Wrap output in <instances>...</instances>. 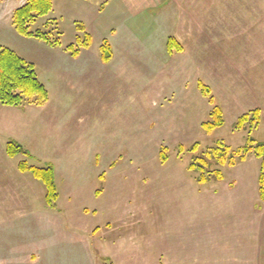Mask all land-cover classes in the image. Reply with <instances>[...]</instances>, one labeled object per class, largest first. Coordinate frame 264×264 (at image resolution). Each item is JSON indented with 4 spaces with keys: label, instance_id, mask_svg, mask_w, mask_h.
Segmentation results:
<instances>
[{
    "label": "rangeland",
    "instance_id": "obj_1",
    "mask_svg": "<svg viewBox=\"0 0 264 264\" xmlns=\"http://www.w3.org/2000/svg\"><path fill=\"white\" fill-rule=\"evenodd\" d=\"M28 1L0 0V47L33 65L47 91V101L42 106L0 105V178L4 172L9 174L4 182L0 180V197L16 201L29 197L37 213L50 212L56 218L49 234L62 238L67 246L57 256L67 254L69 264H124L131 257L133 263L146 259L157 264L162 257L156 227L162 200L168 201L170 209L176 198L196 200L197 207L209 210L212 199L222 197V188L232 182L243 183L245 192L256 187L260 199L261 160L253 155L234 166L213 165L211 170H219L221 179L205 183L197 182L198 174L189 165L217 143L237 149L249 138L264 142V78L256 88L258 92L263 89L257 127L246 124L235 129L234 115L241 110L230 108L237 101H248L249 94L226 90L217 73L224 64L219 58L215 66L214 61L210 64L198 33L196 55L189 58L180 53L175 38L191 39L193 29L188 24L180 27L176 3L121 0L129 11L144 7L149 18L144 29L147 37L139 43L132 40L139 33L124 25L127 16L120 0H49L47 14L36 17L27 29L58 42L51 47L15 30L13 13ZM198 4L216 6L209 15L196 9V19L202 18V26L206 23L211 29L206 42L227 37L231 43L236 38L258 43L254 52L260 62L255 71L263 74L264 0H196ZM181 6L182 12L186 10L187 0ZM165 31L171 36L160 50L154 44ZM86 34L90 43L83 48ZM169 39L177 44L170 49ZM103 41L114 47L109 61L74 59V50L82 56L101 55ZM200 85L209 89L213 105ZM213 106L221 109L223 125L207 132L202 124L211 120ZM10 141L28 155L8 158ZM22 161L35 168H51L56 192L53 203H47L41 181L18 169ZM9 166L19 170L20 177ZM206 211L202 209L197 216L201 220L196 235L208 222L203 220ZM141 214L146 215L147 226L141 225ZM89 229L94 234L80 237L90 244L85 250L77 238Z\"/></svg>",
    "mask_w": 264,
    "mask_h": 264
},
{
    "label": "crops",
    "instance_id": "obj_2",
    "mask_svg": "<svg viewBox=\"0 0 264 264\" xmlns=\"http://www.w3.org/2000/svg\"><path fill=\"white\" fill-rule=\"evenodd\" d=\"M169 1L172 5L177 4L180 27L182 24H188V27L193 29L189 28L192 34L191 39L188 37L180 39V36L175 38L180 47V53L187 54L189 58L191 55H196V51L200 49L195 46L196 40L203 38L205 46L202 51L208 54L210 64H213L214 61L215 66L217 58L222 60L220 64H224L223 69L217 73L218 76H221L226 90L249 94L248 101H243V103L237 101L231 106L232 112L241 110L234 115L235 122L240 116L258 109L264 89H259V92L256 89L259 86L258 81L264 78V73L255 71L260 62L259 54L257 51L254 52V49H257L256 46H259L258 43L240 41L237 38L234 43H231L227 37L207 43L206 39L210 37L211 29L208 30L206 23L202 26V18H199L200 21L197 20L198 18L196 19V9L199 7L206 12V15H209L216 6L212 4L199 6V4L196 5V0H187V9L185 10V7L182 12V0ZM120 3L127 16L124 25L129 30L139 33V36L132 40L140 43L147 37L144 29L149 24L147 14L143 12L144 7H136L134 11H129L121 0ZM1 8L2 6L0 10H2ZM196 33H198V38H196ZM169 36H171L170 33L165 31V34L157 39L154 45L157 44V48L161 50V44L170 38ZM231 45L232 48L229 50L228 46ZM110 48L114 50L112 44H110ZM159 49H157L158 54H160ZM250 51L251 53H249ZM166 53V55H175ZM113 54L112 51L111 58ZM82 55L80 53L73 57L74 59L96 57L99 58L98 61L102 60L100 54ZM233 60L236 63H233ZM234 79L240 82L234 81ZM231 97L237 98L235 95ZM0 151L2 152V150ZM9 167L15 174H18L17 178L20 177L19 170L16 172L12 166ZM4 173V176L0 178L2 182L9 177L7 172ZM240 186H242L241 191L238 190ZM224 187L222 188L223 196L213 198L214 203L209 207V210L203 208L205 206L198 205L197 207L196 200L191 199L173 198L171 209L167 204L168 201H161V215H158L156 227L157 235L160 236V239L158 236L157 238L162 257L157 264H264V202L256 196V187H251V192H245L244 184L240 182H232ZM235 187L237 190L234 191ZM248 188L250 189L249 186ZM186 201L189 202L184 203ZM191 202L195 203L191 204ZM202 209L203 211L207 210L203 220L208 222L204 223L202 232H198L196 235L195 228L197 222L201 220V218L197 219V216L202 214ZM49 213L45 211L37 213L32 207L29 197L21 201L20 199L16 201L14 198L0 197V264H69L67 254L66 256L64 254L56 255L66 252L65 247L67 246L64 244V240L62 243V238L53 239L52 234L50 236L51 222L56 218ZM145 216L141 214L140 223L143 226L148 225V221L144 219ZM94 232L89 229L79 238L75 237L77 240L82 236L87 238ZM85 241V238L81 239L79 246L89 250L90 244ZM144 260L139 264H149L146 259ZM124 264L138 263H133L131 257Z\"/></svg>",
    "mask_w": 264,
    "mask_h": 264
},
{
    "label": "trees",
    "instance_id": "obj_3",
    "mask_svg": "<svg viewBox=\"0 0 264 264\" xmlns=\"http://www.w3.org/2000/svg\"><path fill=\"white\" fill-rule=\"evenodd\" d=\"M50 9L49 0H29L22 7L18 8L12 17L15 30L23 36H33L51 47L56 46L58 42H51L44 34H31L28 31V25L35 21L36 17L44 16ZM83 31V27L78 26ZM90 37L86 34L85 40L81 44L83 48L89 46ZM169 49L175 42L171 39L168 41ZM69 49H72L70 46ZM178 49L179 46H178ZM101 58L103 61H109L111 58V50L106 41L100 46ZM74 50L72 55H77ZM205 96L208 97L209 103L213 105V99L209 96L210 91L207 87L200 85ZM47 101V91L38 81L37 75L33 69V65L27 63L19 57L14 51L0 47V105L20 107L23 105L42 106ZM210 121L202 124V128L210 132L211 130L223 125L222 112L218 106H213L210 112ZM260 119L258 109H254L247 114L240 116L234 124L235 129H242L246 124L252 128L257 127ZM196 145L193 146L195 149ZM6 154L14 157L17 154L28 155L18 144L10 141L6 145ZM261 160V170L259 174V197L264 202V143H256L252 139H248L246 145L237 149H231L223 143H217L215 148L208 150L206 153L194 158L189 165V169L198 174L197 182H208V180L221 179L219 170H211L213 165L234 166L240 161H244L248 155ZM164 160L165 157L163 156ZM21 172H30L36 179L41 181L45 187V199L51 204L56 199L55 186L53 183V173L50 167L40 169L28 166L25 161L18 164Z\"/></svg>",
    "mask_w": 264,
    "mask_h": 264
}]
</instances>
